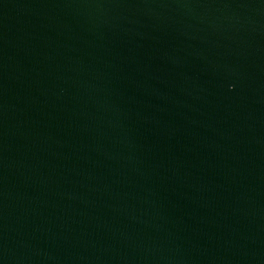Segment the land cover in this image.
Listing matches in <instances>:
<instances>
[{"label":"water","instance_id":"95a60500","mask_svg":"<svg viewBox=\"0 0 264 264\" xmlns=\"http://www.w3.org/2000/svg\"><path fill=\"white\" fill-rule=\"evenodd\" d=\"M0 264H264V0H0Z\"/></svg>","mask_w":264,"mask_h":264}]
</instances>
